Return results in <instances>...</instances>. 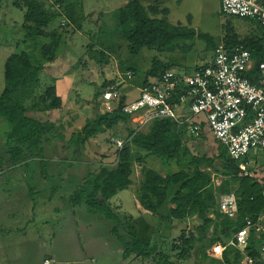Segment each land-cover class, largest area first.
Wrapping results in <instances>:
<instances>
[{"label":"trees","instance_id":"trees-1","mask_svg":"<svg viewBox=\"0 0 264 264\" xmlns=\"http://www.w3.org/2000/svg\"><path fill=\"white\" fill-rule=\"evenodd\" d=\"M2 1L0 0V7ZM13 1L24 11L22 29L25 32L24 42L27 43V49L10 54L3 67L4 85L0 93V118L8 124V130L5 131L0 146L4 150L0 167H4L3 161L6 159V165L10 166L3 168L1 172L12 169L13 172L17 171L15 176L10 177L11 180L17 176L19 182L24 176L30 179L36 175L39 180L45 181L50 177L46 174L44 176L47 171L43 167L47 166L48 161L43 157V152L51 145V140L62 141L63 135L55 123L30 116L28 113L36 110L52 112L62 107V99L57 95L54 86H48L38 92L40 72L45 69L47 63H53L62 36L58 31L51 32L48 44H41L40 38L48 35L47 28L56 17L60 18L61 29L71 27L65 9L73 2ZM66 1L69 4L65 5ZM167 15V8H160L158 5L144 6L139 0H131L113 12V19L115 28L122 35L121 38L127 41L131 55H136L144 48H155L169 53L180 48L187 52L190 47L186 42L194 38L210 42L209 36L202 32L181 25H172L168 22ZM14 27L12 26L6 34L10 37H7L8 39L14 40V46L17 47L20 41L18 38L15 39ZM259 28L261 29L260 26ZM261 31L262 36L257 38L237 40L236 37H230L225 47L243 46L250 52L257 66L264 61V32L262 29ZM0 41L2 44V40ZM90 52L91 55L97 56L95 58L100 67L104 68L109 64L110 56L102 47L98 51L90 49ZM172 67L170 64L154 61V66L142 75L144 77L141 85L148 83L149 79L157 76L159 72L173 69ZM132 74L135 75L134 70ZM249 77L254 79L255 70ZM110 84L112 82L104 81L98 95L94 93L93 116L85 120L78 132L70 135L66 145L72 156L68 157V161H59L58 166L69 167L75 155L79 156L89 139L113 129L119 123H128L129 116L123 113L120 107L107 113L99 111L97 98ZM123 98L122 96L121 103ZM181 109L177 110L178 114L182 113L183 108ZM198 126L199 136L204 135L202 133L206 127L205 122L199 121ZM127 132L128 139L117 150V164L114 168L102 167L97 172L88 171L82 181L67 178L68 186L74 189L68 199L70 205L82 206L91 216L101 217L105 222L112 224L110 230L120 244L124 260L134 258L139 259L142 264H174L162 254H157L156 246L144 240L127 225L123 216L112 206L111 199L118 191L132 184L134 161L154 157L165 168H168L171 161H175L180 166L175 171H166L165 174L153 169L143 171L135 190L138 203L159 220L186 222L195 214L197 223L193 228L195 232L186 233L183 230L178 244L173 243V249H181V253H184L190 247L219 248L220 263L237 264L239 254L228 245V241L243 226L245 217L254 218L263 211L264 198L260 193V185L249 178L241 177L236 163L228 158L226 148L219 144L212 134V138L218 144L214 145V154L207 156L197 148L193 152L183 139L185 126L169 118H154L146 125L145 130L127 129ZM31 161L42 167L40 174L34 172L29 177L25 170H17L19 167L23 169L28 167ZM23 172L26 175H23ZM213 175L220 178L219 186L213 185ZM51 181H54V178ZM67 181L58 177L51 186V192L62 189ZM234 189L238 198V214L235 219L222 217L217 211V196ZM250 249L251 255L255 256V247L252 246ZM203 257L205 258L206 254H203Z\"/></svg>","mask_w":264,"mask_h":264},{"label":"rangeland","instance_id":"rangeland-1","mask_svg":"<svg viewBox=\"0 0 264 264\" xmlns=\"http://www.w3.org/2000/svg\"><path fill=\"white\" fill-rule=\"evenodd\" d=\"M127 1L131 0H70V3H73L65 10L71 27L61 29L60 18L56 17L47 28L48 35L40 38L41 44H48L51 32L61 33V45L57 53L58 65L62 64V69L74 67L70 74L78 83V88L74 92L75 97H69L67 108L60 113H56L55 110V116H51L57 119L55 123L62 124L67 119L76 125L75 129H78L86 119L93 116V96L95 92L98 95L105 80L114 77L118 72L129 70L126 67L131 66L136 69L134 70L136 78L132 84L138 85L137 82L140 83L142 79H138L137 76L143 75L153 67L154 61H158L157 57L162 58L155 48H145L134 59L135 64H131V57L134 55L131 56L128 45H125L123 40L119 41L122 35L115 28L113 19V12ZM67 4H69L68 1L65 2V5ZM189 6L191 11L197 13L195 3ZM182 7L187 8L185 5H181ZM23 14L21 6L17 7L13 0L2 1L0 40L3 45L0 41V93L4 85L3 67L6 58L12 53L27 49V43L24 42L25 32L22 29ZM12 26H15L13 33L15 39L18 38L20 41L17 47L14 46V40L8 39L9 36L6 34ZM214 26L212 21L211 29H215ZM100 47L110 56V62L104 68L97 63L96 55H91L90 52V49L98 51ZM175 55L176 53H164V57L168 56V59L172 56L173 61L176 58ZM184 55L179 58L184 61L180 62V65H191L194 54L191 52ZM126 61L130 64L124 65ZM120 66H123V69ZM178 68L185 67H175L177 70ZM121 77V80H125L121 84L125 90L130 80L125 73ZM50 79L51 75L47 72L40 73L41 84L38 92L43 90L45 85L52 84ZM186 107L184 105L183 114ZM32 112L35 111L30 113ZM36 113L35 116L42 120L48 115L39 110H36ZM129 121L132 120L129 118ZM133 126L143 125L134 122ZM145 128L146 125L141 130ZM7 130L8 124L0 118V146ZM60 133L63 135V140H51V145L43 152V157L48 161L47 166L43 167L47 171L44 176H49V179L44 181L39 180L36 175L31 177L34 172L35 174L42 172V167L37 166L34 163L35 160L24 169L17 168L18 171L25 170L31 177L26 179L24 176L19 182L17 176L14 180L10 179L17 171L1 172L3 168L10 166L6 165V159L3 161L4 167H0V264H142L139 259L124 260L122 258L120 244L110 230L111 223L105 222L101 217L91 216L82 206L73 207L68 201L74 190L72 186H68L69 179L82 181L88 171L97 172L102 167L111 169L116 166L118 146L115 140L120 136L126 138V127L116 125L113 129L89 139L83 151L79 156L75 155V159L66 168L58 164L59 161H68V157L72 156L71 150L66 145L70 130L65 132L60 130ZM202 134L204 135L191 136L185 132L183 139L193 152L197 148L207 156H212L215 152L214 145L218 143L212 138L208 128H205ZM3 151L0 148V160L4 156ZM260 159L264 161V154H260ZM179 168L175 161H171L168 168H165L154 157H148L144 161H134L131 187L120 193L118 191L111 199V204L133 231L151 245L156 246L157 254H162L172 263L221 264L219 248L197 246L190 247L184 253H181V249H173V243L178 244L183 230L186 233L195 232L193 230L197 224L195 214L191 215L186 222L159 220L154 215L143 214L137 205L134 189L137 188L144 170L154 169L165 174L166 171H175ZM23 173L26 175L25 172ZM58 177L68 181L62 189H57L53 193L51 186L55 184L54 181H57ZM52 178L54 181H51ZM203 254H206L205 258Z\"/></svg>","mask_w":264,"mask_h":264},{"label":"built area","instance_id":"built-area-1","mask_svg":"<svg viewBox=\"0 0 264 264\" xmlns=\"http://www.w3.org/2000/svg\"><path fill=\"white\" fill-rule=\"evenodd\" d=\"M220 13L255 22L264 32V0H220ZM254 70L251 79L249 74ZM125 74L128 80L133 79L131 72ZM122 81L100 92V112L120 107L143 126L154 118H169L193 136L200 134L198 124L203 120L213 138L226 148L241 177L257 182L264 198V161L259 160L264 154V61L255 66L243 46L219 45L207 64L191 71L173 68L159 72L139 87L137 97L123 103L118 87ZM184 105L186 115L178 114ZM115 142L121 148L123 142ZM212 183L219 186L220 178L213 175ZM235 190L217 196V211L222 217L235 219L238 214ZM228 245L239 254L237 264H264V209L254 218L245 217ZM252 246L255 256L251 255Z\"/></svg>","mask_w":264,"mask_h":264},{"label":"crops","instance_id":"crops-1","mask_svg":"<svg viewBox=\"0 0 264 264\" xmlns=\"http://www.w3.org/2000/svg\"><path fill=\"white\" fill-rule=\"evenodd\" d=\"M139 1L144 6L158 5L160 8H167L168 9L167 20L172 25H181V26H185L187 28H192L195 31L202 32V33L206 34L207 36H209L210 42H206L205 40H199L198 38H194V40L186 42V44L190 47V49L187 52H185L179 48L176 51L172 52V53H176V55H175L176 58L174 61H173L172 56H170V59H168V56L164 57V53H168V52L156 49L162 55V58L158 59V57H157V60L158 61H164V62H161L162 64L167 63V64L172 65L173 66L172 68H175L177 66H182L183 68L184 67L185 68L181 69V70L191 71V70H193V68H196L197 66L207 64L213 58L214 48L219 46V45H225L226 41L230 37H236L237 40H243L246 38H257V37L262 36L261 35L262 31L255 22H252V21H249L246 19L237 18V17H226V16L222 15L220 13V0H181L180 2H178V0H139ZM127 2H125L124 4H126ZM191 3H195V5L197 6V13L196 12L194 13V11H191L190 6H189ZM181 5H185L187 8H184V7L181 8ZM212 21H214V25H215L214 26L215 29L212 28L213 30L211 29ZM116 35H118V34H116ZM120 37H122V36H120ZM120 40H123L124 44L128 45L127 41L124 40L123 38H120L119 41ZM142 50H140V52H138L134 56L131 55L132 56L131 57V64H135L134 59L139 56V54L141 53ZM191 52L195 56L193 61H192V64L191 65H185V64L180 65L181 64L180 62H184V61L180 60L179 58H181L182 56H185L184 54H188ZM57 53H58V50L56 52V57H55L53 63H51V65H46V67L43 71H45L51 75V79H50L51 81L50 82L52 83L49 85L48 84L45 85L44 88H46L48 86H54L56 88L57 95L60 96L62 99L61 109L56 110L57 111L56 113H60L62 110H65L67 108V105H68L67 102H69V97H71V96L75 97L74 92H76V90L78 88L77 87L78 83H77V80L75 81L73 75L70 74V72L73 71L74 67H71V69H69L68 67H66L65 69H62V64L58 65L59 59H58ZM127 64H130V63L127 61L124 62V65H127ZM120 68L123 69V66H120ZM126 68H128L129 70H126L125 72H121V73L118 72L117 74H115L114 77L108 78L105 81L112 82L114 84L118 83V81H120L122 78L121 75H124V73H126V72L132 73L133 70H136L131 66H129V67L127 66ZM43 71H41V72H43ZM76 75H77V73H76ZM143 77L144 76H142V74L137 76L138 79L141 78L142 80H143ZM39 78H40V75H39ZM135 78L136 77L134 75L132 80H130V81L127 80L128 85L126 86L125 90H123V87L121 86V84L125 80L124 81L121 80L122 82L118 85V87H120L119 88L120 93L124 97L123 101H128V100H131V99L137 97L138 89L141 86L142 81H140V83L137 82L138 85H133L132 83L135 80ZM75 83H77V84H75ZM40 84H41V82H40ZM100 90L101 89H99V91ZM128 95L130 98L128 97ZM28 103L30 104V102H28ZM71 108H72V106H71ZM30 112L28 113L30 116L36 117L35 116V115H37L36 111L32 112V113H30ZM184 112L187 113L186 109ZM42 113L48 114L47 117L44 118L45 121H51V122L55 123L54 121L57 120L54 117H51V116H55L54 115L55 111L42 112ZM185 113H184V115H186ZM49 116L51 119L48 118ZM55 124L58 127H60V130H62L64 132L67 130H70L69 137L71 134L78 132L80 130V128L82 127V126L81 127L79 126L78 129L77 128L75 129L76 125L67 119L64 120V122L62 124H57V123H55ZM133 124H134V122L128 121L127 124L119 123L118 125H122L123 128L126 127V131H127V129L128 130L129 129H132V130H139L140 129L141 130L144 127V126L135 127V126H133ZM205 128H207V126ZM69 137H68V139H69ZM127 139H128V132H127L126 138H122L121 136L119 138H117V140L122 141L123 144ZM123 144H122V146H123ZM62 148H65V147L62 146ZM118 149H120V148L118 147ZM11 171H13V169ZM131 185H129L126 189L119 191V193L122 191L129 190ZM135 190H136V188L134 189V196H135ZM121 195H125V194H121ZM136 202H137L139 209H141L143 211V214L145 213V215H152V213L144 210L140 206L138 201H136ZM146 264H148V263H146Z\"/></svg>","mask_w":264,"mask_h":264}]
</instances>
